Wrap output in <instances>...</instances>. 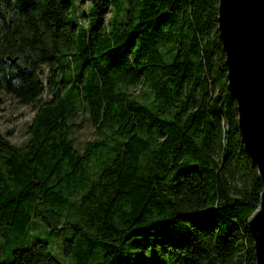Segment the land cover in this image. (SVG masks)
Here are the masks:
<instances>
[{
  "label": "trees",
  "instance_id": "1",
  "mask_svg": "<svg viewBox=\"0 0 264 264\" xmlns=\"http://www.w3.org/2000/svg\"><path fill=\"white\" fill-rule=\"evenodd\" d=\"M88 1L0 0V107L30 111L20 141L0 128V223L12 236L32 215L56 235L67 225L70 264H254L260 182L217 0ZM77 112L96 134L81 147ZM0 264L62 262L33 239Z\"/></svg>",
  "mask_w": 264,
  "mask_h": 264
},
{
  "label": "water",
  "instance_id": "2",
  "mask_svg": "<svg viewBox=\"0 0 264 264\" xmlns=\"http://www.w3.org/2000/svg\"><path fill=\"white\" fill-rule=\"evenodd\" d=\"M215 19L239 137L260 182L246 225L254 264H264V0H217Z\"/></svg>",
  "mask_w": 264,
  "mask_h": 264
},
{
  "label": "rangeland",
  "instance_id": "3",
  "mask_svg": "<svg viewBox=\"0 0 264 264\" xmlns=\"http://www.w3.org/2000/svg\"><path fill=\"white\" fill-rule=\"evenodd\" d=\"M84 1V0H82ZM112 4L116 3V0H111ZM89 6V1L87 0L86 4H75L78 7ZM69 17L73 18L71 9L69 10ZM30 111L22 106H16L13 102L9 101L4 103L0 107V128H9L12 127V130L8 136L15 142L20 141L24 138L25 133L23 132V120H25ZM73 120L78 124L71 131V135L75 142V145L81 147L83 141L88 138L96 135L91 131V125L89 124L84 113L77 112L72 116ZM24 234L17 236H12V233L6 230V226L3 223H0V258L8 251V249L19 243H27L33 239H41L46 241V245L53 253V255L59 259L62 264H70L71 258L67 255H64L61 251V242L62 238L68 235L69 229L67 225L61 227L58 235H56V229H48L47 225L42 221L39 215H32L27 224H25ZM128 247V244H123L118 252H124ZM157 249H159L157 247ZM147 251V250H146ZM67 259V260H66ZM66 260V261H65Z\"/></svg>",
  "mask_w": 264,
  "mask_h": 264
}]
</instances>
